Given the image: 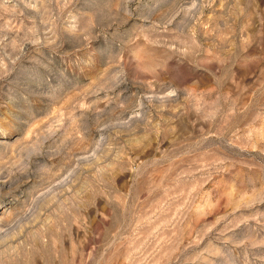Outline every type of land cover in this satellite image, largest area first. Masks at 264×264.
<instances>
[{"label":"rangeland","instance_id":"374dc122","mask_svg":"<svg viewBox=\"0 0 264 264\" xmlns=\"http://www.w3.org/2000/svg\"><path fill=\"white\" fill-rule=\"evenodd\" d=\"M0 264H264V0H0Z\"/></svg>","mask_w":264,"mask_h":264}]
</instances>
